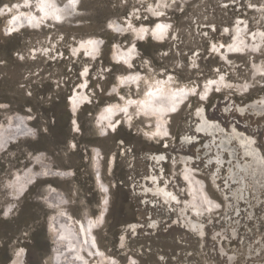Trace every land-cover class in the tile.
I'll list each match as a JSON object with an SVG mask.
<instances>
[{"label": "rangeland", "instance_id": "374dc122", "mask_svg": "<svg viewBox=\"0 0 264 264\" xmlns=\"http://www.w3.org/2000/svg\"><path fill=\"white\" fill-rule=\"evenodd\" d=\"M15 1L0 0V7ZM154 2L79 0L77 14L70 20L42 31L25 28L11 35L3 31L8 16L0 14V123L7 124L6 113L19 111L34 117L29 126L37 132L35 138L9 143L0 153V264L13 263L19 252L25 264H51L50 246L53 253L54 246L49 230L54 215L68 211L81 219L86 211L98 214L106 191L97 185L94 148L101 155V177L109 184V211L104 224L94 231L99 247L116 259L105 264H130L131 257L136 259L133 264H264V182L245 173L242 166L250 158L243 157L236 137L225 136L234 125L252 137L264 168V110L240 109L250 102L263 104L264 74L253 77V63L264 60V39L257 51L227 50L238 18L248 21L247 40L253 42L251 33L258 29L264 32V22H258L263 18L264 0H168L162 18L150 10ZM161 20L170 24L163 40L151 33L132 37L131 27H150ZM226 27L232 33L225 32ZM90 36L100 46L99 56L91 59L83 51L79 56L71 53L73 45ZM213 42L222 44L220 50L229 53L230 62L212 50ZM114 44L124 51L136 50L132 67L112 60ZM41 45L50 51L32 58L31 49ZM20 53L25 54L23 59ZM220 74L230 85L216 82ZM84 78L88 84L81 89ZM160 79L186 93L179 109L167 115L168 135L149 136L146 131L156 119L138 114L137 104L128 105L134 116L131 125L124 108L116 111L112 126L98 118L103 108L140 98L149 81ZM246 81L249 86L243 90L239 84ZM114 85L118 88L112 91ZM76 89L90 100L75 112L70 96ZM199 109L220 122L225 132L214 136L197 132ZM73 119L79 123L77 133L72 130ZM11 138L7 135L6 140ZM112 153L116 166L111 175L106 165ZM151 153L165 156L152 160ZM180 155H189L193 161L184 163ZM48 167L73 170V174L47 175L43 168ZM28 169L26 178L20 175L14 180L17 171L23 174ZM150 175L167 186L162 194L169 190L176 198L168 202L148 191L155 184ZM53 190L62 192L68 202L52 207ZM186 214L198 221V228H189ZM131 222L141 224L136 233L123 229ZM123 232L128 244L119 249L117 241ZM96 259L93 255L90 260L94 264ZM68 260L65 264L74 262Z\"/></svg>", "mask_w": 264, "mask_h": 264}, {"label": "bare ground", "instance_id": "6f19581e", "mask_svg": "<svg viewBox=\"0 0 264 264\" xmlns=\"http://www.w3.org/2000/svg\"><path fill=\"white\" fill-rule=\"evenodd\" d=\"M140 1L142 2V0ZM155 1H157V3L154 2L150 4V10L154 13L156 18H162L163 17L162 15L165 14V11L167 9L168 0H155ZM186 1L189 0H182L183 3H185ZM78 5L79 2L73 3V0H62V1L61 0H16L15 2L0 7L1 16H5V17L8 16L6 17V24L3 31L6 35L10 34L11 32L17 33L25 28L34 31H42L45 27H52V25L56 24L57 22H62L63 20L65 21L67 19L70 20L71 18H73V16L77 14L76 12ZM251 6L254 7L255 5L254 6L251 5ZM255 8H257L258 10L260 9L259 6H255ZM263 9L264 6L261 8V11ZM262 14L264 18V13ZM263 18H261V20L258 22L262 24L264 22ZM169 27L170 24L168 22L161 20L154 26H150V27L145 24L139 27H131L134 28L131 32H133L132 37H134L135 39L139 37L147 36L148 34L151 33L153 37L156 38L157 40H163L169 34ZM229 28L226 27L225 32L229 33L230 32ZM234 30H235L234 31L235 36L233 40H231L232 43L229 46H227V50L230 51L231 53L236 52V53L244 54L248 49L257 51L263 47L262 44L264 39V32L260 29L251 33V39L254 40L253 42H251V40H247L246 37L247 35H245V33L248 30L247 19L238 18ZM78 43H79L78 46L73 45L71 51V53L74 54L75 56H79V54L83 51V53H85L87 57L94 59L97 56H99L101 53L100 46L96 38L93 36L87 37L85 39H80ZM220 46L214 42L211 44L212 50L218 52L223 60L230 62V59L227 55L229 53L221 52ZM49 51H50L49 46L41 45L38 48H32L29 54L30 56L32 55L31 56L32 58H36L38 53L40 52L48 53ZM136 55H137L136 50L129 49L127 51H124L120 49V47L117 44H114L113 50L111 52V58L114 62L123 64L128 68L132 67V59ZM18 57L20 59L21 58L23 59L25 57V54L20 53L18 54ZM253 64H254L253 77L257 75H263L264 60H260L259 62H254ZM87 70H89V67L86 68V71ZM86 71H84V76L86 75L85 74ZM120 79L121 77L118 78V80ZM161 79L154 83H151L152 81H149L145 87V91L142 93L140 98L137 99L133 98L130 101H128V99H124L123 103L115 102L113 104H110L109 107L103 108L100 111L98 118L103 119L104 122L108 124V126H112L111 122L114 121V120L112 121V119H114V117L116 116V111L124 108L125 110L124 113L126 114V116L124 115V117L126 118L125 120L129 125H131V119L134 116L132 112L131 113L128 112L129 109L128 105L131 104L133 106L137 104L136 107L138 114H144V117H149V118L154 117L156 119V123L154 124V127L147 130L146 133L151 137H156L159 139L168 135L169 125L167 123V115L168 114L170 115V113H173L179 109V107L186 99L185 96L186 93L184 89H180V88L177 89L174 86L170 85V82L167 84L162 83L163 79L162 80ZM84 81L85 82L80 83L79 88L86 89L88 81L86 78H84ZM216 82L220 85L221 84L230 85L231 83L229 80H226L225 75L223 74L219 75ZM211 83L212 80L208 82V87ZM159 84L161 86L164 85L165 89L159 87L158 86ZM129 86L132 87L133 85H129ZM239 86L242 87L243 90H246L249 84L246 81V83L243 84L240 83ZM117 88H118L117 85H114L112 91L117 90ZM89 100L90 97L87 94L78 93L76 89L75 93L72 96H70V101H71L70 106L76 112L77 108L80 105L87 103ZM261 101L263 102L262 105H258L257 101H255L248 103L246 106L243 107L240 106V109L244 110L246 108H252L260 112L264 110V98ZM72 109H71V114L74 113ZM27 112H30L29 108L27 109ZM6 115L7 116L5 119H7V124L0 123V153L6 150L9 143H12L13 141H19L22 138H35L37 133L35 129L29 126L30 122L34 120V117H32L30 114H25L17 111L14 113H6ZM196 115L200 120V123L197 124V128H196L197 132L206 133L207 135L210 136L216 135L217 132L220 133L225 132L220 122L211 120L205 114L204 110L199 109L196 112ZM72 130L74 133L80 131L79 123L77 122L76 119H73ZM7 135L12 136L11 140H6ZM225 136H228L229 138L236 137L238 143L242 145L243 157L250 158V161H248L245 166H242L244 168L245 173L246 174L250 173V175L256 181L264 182V168L260 164L261 154L258 148L254 145V140L252 139V137L247 136V134H245L242 131H239L234 125L232 126V133L228 132ZM188 139H189L188 137L183 138L184 141H187ZM71 143L72 144L70 146L74 148L76 146L75 142L72 141ZM93 151L94 154H93L92 164H93V169L97 174L96 175L97 185L101 190H104V192L106 191L105 195L103 196L99 212L97 215L93 216L89 214V211H86L84 217L81 219L74 217L68 211H63L59 213L57 212L54 215L52 221L54 226H52L49 230V232L52 233L51 244H53L54 246V253H53V247L51 248V252L53 254V259L51 261V264L68 263L69 261L68 258L74 259V262L71 264H93L90 260L93 255L97 256V259L94 261V264H105L106 261L108 260H111L114 263L115 262L114 260H116L114 257L109 256L99 247L94 233V231L98 229L100 226H102L106 220V215L109 211L110 195L108 191L109 184L106 181H104L101 177L103 165L101 164V162L99 163V159H98L99 150L94 148ZM230 155L233 157L234 152L231 151ZM164 156H165L164 154H153V153L149 154L150 159L152 160L156 159L157 161L161 160ZM180 157L181 160L184 161V163L193 161V158L189 155H180ZM35 160H38V158ZM106 166H107V172L112 175L115 171V166H116V157L114 153L110 154ZM29 169L26 172L24 171L23 174L18 173L19 171H17L14 180L20 175L21 176L23 175V177L26 178L30 173ZM43 171H44L43 173L47 175L53 174L62 177H71L73 174V170H69V169L66 170L61 168L55 169L53 167L43 168ZM149 177L151 180L155 181V184H154V188L148 187L147 189L148 191L155 194L156 196L161 194V197L163 196V199L168 202L171 201L173 198H176V195L169 190H168L169 192L168 194L166 193L162 194V190L167 189V186H161L158 183L159 178H157L156 176L150 175ZM232 178L234 180L238 179L236 172L232 173ZM12 181L10 182V184H12ZM238 183H239V187L241 188L242 181ZM189 190L191 191V189ZM49 198L52 207L60 203L68 202L66 196L59 190L51 191V196ZM204 211L205 210L203 209L201 210V212ZM185 216L187 217H184V221L186 222V224L189 226L190 229L199 227L198 221L191 218L188 214H186ZM154 224H156V222H154ZM140 226L141 224L139 222H131L124 224L123 229L124 231L131 230L134 233H136ZM46 228L48 230V227ZM117 242L119 249H123L127 247L128 238L126 236V232H123L121 234ZM23 260H24L23 253L19 252L14 262L11 264H15V263L25 264ZM135 262L136 259L134 257H131L130 264H133Z\"/></svg>", "mask_w": 264, "mask_h": 264}, {"label": "snow or ice", "instance_id": "6c2138e0", "mask_svg": "<svg viewBox=\"0 0 264 264\" xmlns=\"http://www.w3.org/2000/svg\"><path fill=\"white\" fill-rule=\"evenodd\" d=\"M79 2V0H73V3H78Z\"/></svg>", "mask_w": 264, "mask_h": 264}, {"label": "water", "instance_id": "95a60500", "mask_svg": "<svg viewBox=\"0 0 264 264\" xmlns=\"http://www.w3.org/2000/svg\"><path fill=\"white\" fill-rule=\"evenodd\" d=\"M50 249H51V246H50Z\"/></svg>", "mask_w": 264, "mask_h": 264}]
</instances>
